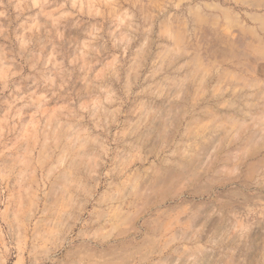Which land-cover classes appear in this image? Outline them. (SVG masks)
Listing matches in <instances>:
<instances>
[{"label":"rangeland","instance_id":"obj_1","mask_svg":"<svg viewBox=\"0 0 264 264\" xmlns=\"http://www.w3.org/2000/svg\"><path fill=\"white\" fill-rule=\"evenodd\" d=\"M0 264H264V0H0Z\"/></svg>","mask_w":264,"mask_h":264}]
</instances>
